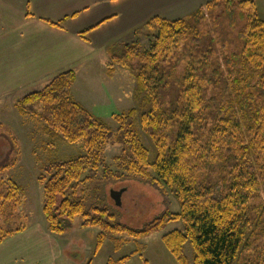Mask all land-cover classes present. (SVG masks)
<instances>
[{
  "label": "trees",
  "instance_id": "obj_1",
  "mask_svg": "<svg viewBox=\"0 0 264 264\" xmlns=\"http://www.w3.org/2000/svg\"><path fill=\"white\" fill-rule=\"evenodd\" d=\"M246 2L255 6L252 0ZM207 7L192 17H202ZM65 20L44 19L57 28ZM108 20L79 36L85 38ZM147 26L156 27L149 47L127 44L109 66L110 76L116 66L132 72L140 104L138 109L114 115L116 131L74 98L77 74L73 70L61 73L15 105L22 116L42 124L50 151L62 141L82 143L85 150L65 161L53 158L42 166L38 183L43 187L42 210L48 230L63 235L81 216L83 228L101 229L100 248L108 235L147 238L171 223L182 222L183 229L163 237L179 264H264V203L259 202L264 195V102L258 92L264 88V20L253 14L240 34L244 47L239 77L227 76L218 83L220 72L215 68L208 74L190 70L181 80L180 100L169 109L155 95L172 77L162 67L182 43L198 37V31L186 19L154 17ZM175 125L178 134L173 139ZM144 133L154 143L153 155L143 143ZM110 144L122 146L115 159L116 172L105 159ZM99 171L106 180L126 176L157 190L166 188L177 198L180 211H166L141 229L114 223V215L100 207V199L87 207L78 195L82 184L93 185ZM23 197V187L0 181V244L27 229L26 216L20 211ZM187 244L194 252L192 261L184 254ZM130 258L110 259L107 264H126Z\"/></svg>",
  "mask_w": 264,
  "mask_h": 264
},
{
  "label": "rangeland",
  "instance_id": "obj_2",
  "mask_svg": "<svg viewBox=\"0 0 264 264\" xmlns=\"http://www.w3.org/2000/svg\"><path fill=\"white\" fill-rule=\"evenodd\" d=\"M246 1L210 0L209 7L206 5L208 3L204 5L207 7L204 15L196 19L192 17L194 13L191 14V10L201 0H187L179 9L177 4L171 5L173 2L167 7L168 19L189 20L198 31V37H191L182 43L162 67L172 77L164 86L159 87L155 95L166 108L169 109L180 100L181 80L190 70H196L197 74H208L215 68L220 72L217 76L218 83H223L227 76L234 79L241 75L244 41L240 34L253 14L264 20V0H252L255 6ZM110 3V0H99L98 6L108 5L111 8L113 6ZM162 10H166V7ZM155 34L156 27L147 26L145 22L128 30L119 38L118 44L110 47V59L104 51H100L94 54L93 59L77 62L74 66L73 71L77 74L74 98L83 102L95 117L102 119L114 131L118 128L114 115L138 109L140 104L136 97V81L130 70L116 66L115 73L110 76L109 66L113 56L121 55L127 44L137 43L141 48H148L151 36ZM47 84L44 83L42 88ZM211 86L209 96L212 93ZM217 86L218 84L215 85L216 88ZM224 89L229 93V84L224 85ZM33 90L37 92L36 89ZM258 92L261 93L259 99L264 102V88H259ZM23 96V93H19L14 104L10 102L0 109V167L6 166L0 169V181H11L23 187L24 197L20 211L26 216L27 228L32 231L20 238H8L0 244V264H6L8 254L18 246L27 248V254L21 263L13 262L10 256L8 262L12 264H107L110 259L120 260L128 256L131 258L126 264H179L163 237L183 229L182 222L171 223L163 231L147 238L131 239L124 233L108 235L100 248L97 245L101 229L83 228L81 216L74 220L71 228L63 235L46 233L51 235L50 238L41 233L40 228L47 227L42 210L43 187L38 183L42 166L53 158L65 161L84 154L85 150L82 143L62 141L50 151L46 147L47 137L43 134L42 124L31 117L22 116L16 109V103ZM177 134L175 125L173 139ZM143 143L153 155L154 143L145 133ZM121 152L122 146L115 144L108 145L105 150L106 162L114 172L118 171L115 159ZM113 192H122L121 205H117L112 198ZM78 195L84 198L87 207L100 199L103 203L100 207L105 206L114 215V223L133 229L143 228L166 211H180L177 198L168 189L157 190L145 182L126 176L118 180H106L102 171L95 176L93 185L82 184ZM259 202L264 203L263 194ZM54 248L55 252L52 250ZM184 254L189 261L193 260L194 252L189 244L186 245Z\"/></svg>",
  "mask_w": 264,
  "mask_h": 264
},
{
  "label": "crops",
  "instance_id": "obj_3",
  "mask_svg": "<svg viewBox=\"0 0 264 264\" xmlns=\"http://www.w3.org/2000/svg\"><path fill=\"white\" fill-rule=\"evenodd\" d=\"M98 1L0 0V109L10 102L14 104L19 93L26 96L33 89H44V83L73 70L77 62L93 59L97 52L104 51L109 58L110 47L118 44L128 30L154 17L168 19L167 7L171 2L179 5L176 6L179 9L187 0H110L112 9L108 5L98 6ZM201 1L191 14L210 2ZM164 7L166 10H162ZM44 19L66 20L57 28ZM106 19L109 20L85 38L79 36ZM31 231L27 228L11 238H20ZM40 231L43 235L50 233L48 225ZM26 254L27 248L15 247L5 262L12 264L8 262L12 256L13 262L21 263Z\"/></svg>",
  "mask_w": 264,
  "mask_h": 264
},
{
  "label": "water",
  "instance_id": "obj_4",
  "mask_svg": "<svg viewBox=\"0 0 264 264\" xmlns=\"http://www.w3.org/2000/svg\"><path fill=\"white\" fill-rule=\"evenodd\" d=\"M121 196H122V192H113L112 193V198L115 200L117 205H121Z\"/></svg>",
  "mask_w": 264,
  "mask_h": 264
}]
</instances>
